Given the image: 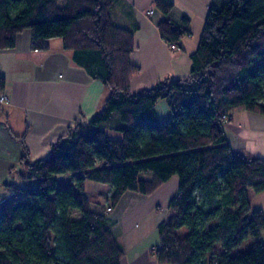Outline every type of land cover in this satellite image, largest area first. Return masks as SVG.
<instances>
[{
	"label": "trees",
	"instance_id": "16d2710c",
	"mask_svg": "<svg viewBox=\"0 0 264 264\" xmlns=\"http://www.w3.org/2000/svg\"><path fill=\"white\" fill-rule=\"evenodd\" d=\"M114 1L0 0V50L14 48L24 30L33 51L59 38L108 91L99 111L75 119L46 157H21L8 170L34 185L0 208V264H120L112 221L91 210L84 182L109 185L113 209L127 191L149 196L174 176L170 215L153 249L159 264H264V243L232 253L264 230L262 210L247 197L264 191V159L237 158L225 136L235 111L264 114V0L213 1L188 75L135 93L133 34L112 22ZM153 3L163 15L161 37L177 48L189 18L171 20V0ZM5 88L0 75V93ZM159 99L169 106L167 121L154 112Z\"/></svg>",
	"mask_w": 264,
	"mask_h": 264
},
{
	"label": "crops",
	"instance_id": "0c3cea01",
	"mask_svg": "<svg viewBox=\"0 0 264 264\" xmlns=\"http://www.w3.org/2000/svg\"><path fill=\"white\" fill-rule=\"evenodd\" d=\"M171 1L174 4L171 20L189 18L190 33L180 39L177 48L158 31L157 24L163 15L154 7V0H115L112 4V22L133 34L134 49L129 62L139 71L130 79L131 93L149 88L161 79L188 75L208 8L213 1L221 0ZM0 75L6 80V88L0 93L6 97L0 102V208H3L21 196L20 189L34 185L21 181L16 174L10 175L8 170L18 168L21 157H30L32 161L46 157L50 145L75 119H88L99 111L108 91L100 80L92 79L73 61L72 52L63 49L61 39H51L46 51L31 50L29 30L19 33L14 48L0 50ZM153 109L160 121L171 116L165 99H159ZM225 136L237 158L264 159V114L235 111L225 126ZM177 183L174 176L149 196L127 191L106 213L112 221L111 231L124 249L120 264H159L153 254L159 243L158 225L170 214L168 202ZM88 186L101 185L85 181L86 197ZM109 193L110 187L105 198ZM247 197L251 209H260L264 214V191H248ZM95 203L92 206L90 202L93 212H106V201ZM160 207L168 213L164 215ZM151 214L155 217L150 227L142 229V221ZM263 234L264 230L258 242L264 243Z\"/></svg>",
	"mask_w": 264,
	"mask_h": 264
},
{
	"label": "rangeland",
	"instance_id": "374dc122",
	"mask_svg": "<svg viewBox=\"0 0 264 264\" xmlns=\"http://www.w3.org/2000/svg\"><path fill=\"white\" fill-rule=\"evenodd\" d=\"M67 177L68 176H63L59 180L63 181V179H64V181H66V180H68ZM65 184H67V183H65ZM99 185H101V186H97V187L96 186H88V188H87V197L90 199V202H91L92 206H94V204H96L95 203L96 201H99L101 203L106 201V204L104 206H107V207H106V212H104V213H108L109 212L108 211V200H107L108 198H105V197L108 196L107 192H108V189H109L110 186L106 185V184H103V185L99 184ZM109 195H110V193H109ZM160 211H162L164 213V215L166 213H168L162 207H160ZM71 217L78 218L79 214L77 212H72ZM154 217H155L154 214H151V215L147 216L141 223L142 229H146L147 230L150 227V225H151L150 224L151 223V219L154 218ZM263 237H264V234H263ZM258 240H262V239L261 238L259 239L258 237L248 238L247 240L243 241L240 246H238L235 250H233L232 253H234L236 250H242L244 252H248V251L252 250V248L255 246V244L258 242Z\"/></svg>",
	"mask_w": 264,
	"mask_h": 264
},
{
	"label": "built area",
	"instance_id": "2783aa9c",
	"mask_svg": "<svg viewBox=\"0 0 264 264\" xmlns=\"http://www.w3.org/2000/svg\"><path fill=\"white\" fill-rule=\"evenodd\" d=\"M6 100V97L0 94V102H4ZM111 209L108 207V211Z\"/></svg>",
	"mask_w": 264,
	"mask_h": 264
}]
</instances>
